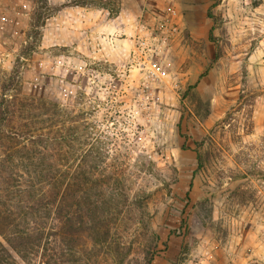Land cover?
Listing matches in <instances>:
<instances>
[{
	"label": "rangeland",
	"instance_id": "rangeland-1",
	"mask_svg": "<svg viewBox=\"0 0 264 264\" xmlns=\"http://www.w3.org/2000/svg\"><path fill=\"white\" fill-rule=\"evenodd\" d=\"M0 263L264 264V0H0Z\"/></svg>",
	"mask_w": 264,
	"mask_h": 264
},
{
	"label": "built area",
	"instance_id": "built-area-1",
	"mask_svg": "<svg viewBox=\"0 0 264 264\" xmlns=\"http://www.w3.org/2000/svg\"><path fill=\"white\" fill-rule=\"evenodd\" d=\"M150 69H151L152 74L157 77H161L166 74L164 71H162L161 67H159L157 64H153Z\"/></svg>",
	"mask_w": 264,
	"mask_h": 264
},
{
	"label": "trees",
	"instance_id": "trees-1",
	"mask_svg": "<svg viewBox=\"0 0 264 264\" xmlns=\"http://www.w3.org/2000/svg\"><path fill=\"white\" fill-rule=\"evenodd\" d=\"M209 17H210V18H213V15H212L211 13H209ZM212 34H213V32H212ZM212 34H211V40L213 39V37H212L213 35H212ZM0 264H1V263H0Z\"/></svg>",
	"mask_w": 264,
	"mask_h": 264
}]
</instances>
